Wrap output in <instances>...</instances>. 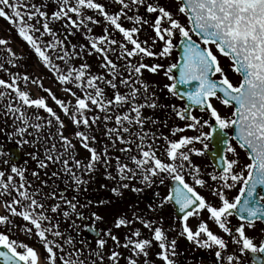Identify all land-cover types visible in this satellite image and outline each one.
Masks as SVG:
<instances>
[{"label": "snow or ice", "instance_id": "6c2138e0", "mask_svg": "<svg viewBox=\"0 0 264 264\" xmlns=\"http://www.w3.org/2000/svg\"><path fill=\"white\" fill-rule=\"evenodd\" d=\"M117 2L121 5L119 11L109 14L105 5L98 0H57L58 10L49 17L32 0H0V18H4L16 29L17 35L30 46L38 62L54 74L55 80L65 86V94L74 99V105H70L52 93L51 89H43L63 114L80 128L74 135L89 156L84 161L77 158L75 145L63 135L64 121L45 98H33L29 91L21 89L18 81L22 79L26 85L28 75L20 77L9 73L8 80L0 78V106L3 114L12 118L14 134L19 137L17 143L32 145L34 148L38 144L43 146L42 159L30 153L32 159L38 161V167L58 165V170L52 172L51 176L63 173L66 187L75 185V190L79 191L82 184L88 183L82 173L90 175L98 163L105 165L106 170L111 166L109 147L98 151L92 146L97 138L90 134V130L101 117H90L88 114L99 109L105 113V122L114 120V126L108 127L106 124L104 131L110 146L116 143L124 145L119 149L125 154L124 161L120 156L115 157L116 175L106 171L109 179L119 181L118 186L111 189L114 195H122L123 189L141 193L143 188L132 185L130 182L133 180L138 179L145 187H151L157 182L164 185L167 178L172 186L164 196L155 193L159 203L149 205L150 208L159 209L170 203L178 206L182 214L181 235L202 248L215 246L214 256L219 264H240L239 255L236 252L227 253L228 243L210 230L205 220L197 219L195 228L188 223L190 217L198 218L206 211L208 218L238 246L239 254L250 252L254 254L251 264H264V256L256 255L264 254V239L257 244L254 237L248 235V231L255 230L258 223L264 225V195H261L264 192V0H178L175 14L169 7L159 3V0ZM141 7L146 14L153 15L151 21L138 14ZM133 8L137 11L128 15ZM89 12H98L107 25L121 36L117 40L106 26L104 32L107 35L87 37L89 54L100 56L101 66L108 70L107 76L90 74V66L85 63L78 67L72 65L73 57L80 56L76 51L77 46L72 45V52H69L65 41L50 27V19H63L71 27H83L87 33H91L88 24L99 21ZM179 15L185 17L186 23H181L177 18ZM122 18L132 21L133 26L124 27ZM145 24L154 33L149 38L151 45L148 40H139V33ZM45 35L52 39L43 40ZM177 36L182 47L179 63L169 64L165 69L163 64L149 65L140 61L141 55L159 58L169 56L176 46ZM159 42H162L161 49L153 51L152 47ZM9 43V40L0 38V45L5 46L4 51L14 57L12 49L7 47ZM80 47L82 49L84 46ZM220 57L230 61L228 68L241 77L239 83L233 84L229 79ZM132 58H136L135 62ZM117 61H123V66ZM7 63L14 65V60L9 59ZM174 69H178V78L173 73ZM0 70L8 71L4 64H0ZM142 70L153 74L163 71L168 80L175 81L165 85L168 92L173 97L179 95L189 102L180 109L172 106L175 116L186 121L184 127L174 129L173 135L186 129L197 134L169 140L166 136L158 137L150 130H144L149 117L143 115L142 110L155 109L159 105L154 92L151 93L152 98H149V85L142 79ZM117 80L127 92L118 89ZM100 82L112 89L111 94L100 86ZM193 82L194 87L178 92L177 84L191 85ZM32 83L37 81L33 80ZM214 101L224 107H231L233 111L229 116L221 115ZM194 107L208 113L214 124L209 119L193 114ZM29 109L42 110L51 119L30 112ZM53 120L58 126L55 134L51 131ZM152 123L156 121L152 120ZM137 127L139 130L133 131ZM204 127L210 130L204 132ZM228 130H231V136ZM214 136L221 148L220 151H213L212 155L219 156L222 161L219 174L211 176L213 181L220 182L218 187L211 189L212 195L218 198V204L211 203L196 190V186L203 187L206 181L200 178L201 169L191 159L193 153L204 155L210 149L209 142ZM161 138L165 141V160L157 155L161 150L158 143ZM196 142L201 144V148L190 147ZM237 147L246 150L247 163L243 166L239 164ZM221 151L233 154L234 158L221 155ZM0 155L10 157L2 149ZM2 163L7 165L9 161L6 159ZM26 171V168L16 164H11L7 173L0 170V197H8L0 201V207L10 214L0 215V224L7 228L14 224L10 216L22 218L28 224L21 230L39 239L42 251L38 252L29 244L11 238L8 231H0V248L3 249L0 250V264H96L93 256L103 264V252L89 250L85 256L82 248L75 247L74 237L61 230L59 217L62 216L65 221L71 216L84 218L83 212L77 210L79 202L76 197L67 199L63 193L57 195L54 190L42 193L40 187H34L33 182L26 178ZM32 175L39 178L38 172L34 171ZM41 183L47 186V181L42 180ZM237 185H240L238 194L229 198L227 190ZM48 199L57 202L49 204ZM62 205L65 207L61 212ZM91 215L94 220L102 219L95 212ZM133 216L144 228L152 231V240L139 238L140 231L136 230L126 236L121 245L117 236L111 232L106 233L118 247L130 249L131 256L126 258L127 264H137L133 257L141 255L145 257L144 264H150L147 256L153 240L160 249L155 254L156 258L163 264H175L170 257L177 255L176 240L169 242L165 231L159 226L154 227L155 221L143 219L135 213ZM233 217L238 218L235 226L231 225ZM131 223L125 217H118L115 226L119 228ZM68 227L75 230L78 226L73 220ZM261 232L264 233V228ZM97 245L103 249L106 240L99 239ZM122 255L118 251H111L107 259L111 264H119Z\"/></svg>", "mask_w": 264, "mask_h": 264}, {"label": "flooded vegetation", "instance_id": "af4514ba", "mask_svg": "<svg viewBox=\"0 0 264 264\" xmlns=\"http://www.w3.org/2000/svg\"><path fill=\"white\" fill-rule=\"evenodd\" d=\"M47 1L48 0H32V3L41 6V9L46 11L47 9ZM51 6L55 5V7H50L48 14L51 15L52 12L58 10V4L57 0H49ZM128 2V0H126ZM102 4H113L114 9L112 13H116L119 11L121 5L117 2V0H101ZM159 3L167 6L170 8L171 11L175 14V11L172 9V5L169 2V0H159ZM137 10L133 8L132 11L128 12V15H133V12H136ZM96 20L99 21V23H89L88 26L91 28L90 35H107V33L104 32L105 27H109L111 35L115 37L117 40L121 39L120 34L117 33V31L114 28H111L110 25H107V22H105L102 18V16L99 13L95 12H89ZM138 14L142 15L144 19L151 21L153 19V15L146 14L144 12L143 7H141L138 10ZM75 15L73 19H75ZM177 18L181 21V23H186L184 16H177ZM43 20V18H41ZM126 20L125 18H122V21ZM77 30V29H76ZM57 33V31H56ZM101 33V34H100ZM154 35L153 30L149 25L145 24L142 27L141 32L139 33V40L144 41L148 40V44L151 45V39ZM47 36V35H45ZM43 36V37H45ZM52 39V38H51ZM179 37L177 36L175 38L176 46L173 48L171 54L164 58L159 57H145L143 55L140 56V61L145 64H153V63H159L165 65V69L167 65L172 63H179L180 62V55L182 53V47L179 44ZM47 41V39H43ZM50 40V39H48ZM79 43V40L77 39V33L72 32V38L69 41L70 48L68 49L69 52H72V45H77ZM65 44L67 46V43L65 41ZM76 47V51L80 53V50ZM162 47V42L157 43L155 46L152 47L153 51H159ZM88 61L87 64L90 66L88 71L92 68L93 63L96 62L97 57L95 54H88L87 56ZM76 59L74 56L72 59V65L77 66L73 61ZM135 62L136 58H132ZM113 60H116L114 58ZM221 64L225 67V70L227 72V75L229 79L232 81L233 84L239 83L241 77L231 71L228 68V65L230 64V61L227 58L220 57ZM121 66H123V61H117ZM94 66V65H93ZM143 76L142 79L145 83L149 85V98L151 99V93H155V99L158 103V107L155 109L152 108H144L142 110L143 115L149 117L148 122L144 124V130L145 131H151L152 133H155L158 137H168L169 140H175L178 139L182 135H195L193 130L186 129L183 132H176L175 135H173L174 129L180 127H184L186 121H183L175 116L174 112L172 111V106H175L177 109L186 107L189 102L186 98L182 99L178 96L173 97L165 87V85L169 83H173L175 81L168 80L164 75L163 71L159 72L158 74H153L147 70H142ZM173 73L178 78L179 72L178 69H174ZM103 75H108V70L105 68ZM94 75V74H93ZM111 79V77H108ZM195 86V82L191 85H179L177 84V90L178 92L182 93L184 91L189 90L190 88ZM102 87L105 89V91L108 94H111L112 89L109 88L104 83L102 84ZM117 87L121 92H127V89L119 84V80L117 83ZM142 102V101H141ZM215 106L220 110L221 115L229 116L230 113L233 111L231 107H224L222 106L218 101H214ZM30 111V109H29ZM36 109L33 110L35 112ZM193 114L203 117L204 119H209L210 122L214 124L213 118H211L208 113L193 108ZM41 115V114H40ZM105 115V113H104ZM111 115V113H109ZM152 120H155L156 123L153 124ZM113 127L114 126V120L105 122L102 128V136L103 138L106 137L104 135L105 126ZM14 124L12 122L11 116H6L3 114L2 106H0V149L3 150L5 153H9L10 157L8 155H0V170H4L6 173L10 170L11 164H16L19 167H24L27 169L25 172V176L28 180L33 182L34 187H40L42 189V193H48L51 190L56 191L57 195L63 193V195H66V190H64L61 186V184H52L47 182V186L42 185L41 181H47V175L46 173L48 170L50 172H53L56 168L58 170V165H52L49 164L47 168H39L38 167V161L32 159V156L30 153H35L38 157V159H42L44 156V147L41 145H36L34 148L32 145L23 144L20 145L17 143L19 140V137L14 134ZM139 130L138 127L133 129V131ZM210 129L208 127H204L203 131L208 132ZM47 131V130H46ZM53 131V129H51ZM229 131V136L232 135L231 130ZM99 135V134H98ZM127 135V134H125ZM98 137V136H97ZM108 139V138H107ZM58 140V138H57ZM159 145L161 146V150L157 152V155L162 160L166 159V155L163 152V146H165V141L161 138L158 141ZM210 149L205 152L204 155H196L193 153L191 155L192 161L198 165L201 169L200 178L204 179L206 181V184L201 186H196V190L204 195L208 201H210L213 204H218V198L212 195L211 189H214L218 187L219 181H213L211 179L212 175H218L221 169L222 161L220 160L219 156H216L218 159L217 165H215L211 159V155L213 151H220L221 146L217 143L216 138L214 136L213 140L210 142ZM124 145H121L120 143H116L114 146H110V141L107 142V147H109V155L111 156V166L105 169V165L103 164H97L95 168H99L103 170L105 173H110V170L112 169V160H115V156H120L122 162L125 159V154L121 153L119 149L123 147ZM190 147L195 148H201V144L196 142L194 145ZM133 148L135 146L133 145ZM75 150H77L75 146ZM237 152L239 153L238 159L240 166H243V164L247 163V155L246 150L240 149L237 147ZM221 155H226L228 158H234L233 154L226 153L221 151ZM115 155V156H113ZM12 157H18L17 160H13ZM8 160L9 163L7 165L3 164V160ZM55 166V167H54ZM239 170V168L237 169ZM38 172L39 178L34 177L32 175V172ZM190 179V178H189ZM127 182V181H125ZM119 182L116 180H110L108 178V183L104 185L103 188V195L97 196L95 194H78V193H71L70 197L72 199L73 196L76 197V200L79 202L77 205V210L80 212H83L84 218L78 219L75 216H71L67 221L63 219V217H59L60 219V227L61 230H64L66 232V235H72L74 237V245L76 248H82L84 255L87 256L89 253V250L95 252V251H101L105 255V260L103 261V264H110V261L107 259L108 254L110 253V243L109 238L110 236L107 235V232H111L112 223H115L116 219L118 217H125L132 221V223L128 226H122L119 227V230L122 234V240L125 242V237L128 235H131L132 232L139 230L140 231V237L139 238H146L152 240L153 233L149 229H146L143 227V225L140 223L139 220H136L133 216V213H135L137 216H140L143 219L155 221V226L161 227L166 234L167 240L170 242L173 239L176 240V256L170 257L175 261V264H219V262L216 260L214 256V252L216 250L215 246L211 248H202L195 244L193 241H188L184 235H181L182 228H181V216L182 214L179 212L178 206H175L174 204H167L163 208L156 209L155 207L150 208L149 205H157L159 203V197L155 196V193H160V196H164L169 191V188L172 186L169 181L166 178V182L164 185H160L158 182L151 187H145L143 184L139 182V180H133L130 183L136 187L143 188V191L141 193H135L132 192L130 189H123L122 195H115V197H119L117 203H118V211H115V215H111V204H113V200L111 199V193L110 190L112 188V185L118 184ZM112 184V185H111ZM92 188H98L101 187L100 184H92L89 185ZM240 185H237L235 188L227 190V194L229 198L234 197L236 194H238V188ZM3 199H8V197H0V201ZM99 201H104V203H99ZM57 201L53 199H48L49 204L56 203ZM64 205L61 207V212L64 209ZM3 208V207H2ZM1 215H5L7 213V210L5 208L1 209ZM95 212L98 215L102 217L101 220H94L92 217V213ZM14 221V224L8 226L7 228L5 225L0 224V231H8L10 234V237L13 239H17L18 241H23L30 246L34 247L38 252L42 251L41 248V242L39 239H37L35 236H29L26 235L21 229L23 226L27 225L28 222H25L20 217H11ZM197 219H203L205 220L210 230H212L215 234L220 235L222 238L225 239V241L228 243V249L227 253L232 254L233 252H236L237 255L240 257V264H251V257L254 255L250 252H246L244 254L238 253V246L235 245L228 234L223 233L222 230L218 228V226L214 223V221L210 220L208 218L207 212H202L200 217H190L188 223L193 228L197 225ZM236 217L231 218V225L235 226L237 224ZM75 220L76 225L78 226L75 230L70 229L68 227L69 224L72 223V221ZM112 222V223H111ZM19 225L20 227H17ZM264 228V225L257 224V227L255 230L248 231V235L253 236L256 243L258 244L260 240L264 239V233L261 232V229ZM234 234V233H233ZM204 238V237H202ZM99 239L106 240V245L103 249L98 248L97 241ZM133 239H137V237H133ZM0 250H3L0 248ZM160 251L158 248L157 243L153 240V243L151 247L148 248V256L147 260L150 262V264H163V262L156 258V253ZM260 256H264V254H256ZM93 259L96 260V264H101L99 259L95 256H93ZM137 264H144L145 257L143 255L136 257Z\"/></svg>", "mask_w": 264, "mask_h": 264}, {"label": "rangeland", "instance_id": "374dc122", "mask_svg": "<svg viewBox=\"0 0 264 264\" xmlns=\"http://www.w3.org/2000/svg\"><path fill=\"white\" fill-rule=\"evenodd\" d=\"M98 2L101 3V0H98ZM169 2L172 5V9L176 12V5L178 4V0H169ZM104 5H105L106 10L109 12V14H114V13H112V11L114 9L113 4L106 3ZM95 13H98V12H95ZM121 23L124 27L133 26V22L129 21L127 19L124 21H122V19H121ZM10 28H11V31L9 30ZM86 31H87V29H86ZM86 34H87L86 36H90V33H86ZM0 38H5V39L9 40L10 43L7 45V47H10L12 49V52L14 53V57H13L11 54L4 51L5 46L0 45V64H4V67L6 69H8L7 72L0 70V78L8 80L9 79V73L17 74L20 77H23L25 74H27L29 77V80H28L26 85L22 79L20 81H18V84L20 85L21 89L25 90V91H29L33 98L43 97L47 100V103L49 104V106L53 107V109L57 112L58 115H60L61 119L64 121L65 127L63 129V135L67 136L72 142H75L78 145V147H80V148H78L80 151V153H78V155H81L80 157H81L82 161L86 160L89 156V153L86 149H84L80 145L78 138L75 137V135H74V133L76 131L80 130V128H78L76 125H74L71 122L70 117L65 116L63 114L61 109L51 100V98H49L48 93L43 90L44 88L51 89L52 93H55L57 95V97L65 99L70 105H74V103H75L74 99H72L71 97H68L63 90L65 86L60 85L55 80L54 74L52 72H50L47 68H45L40 62H38L37 57L34 55L30 46L17 35L16 29L14 27H12L8 23V21H6L4 18H0ZM60 38L64 41H66L67 48L69 49L70 48L69 41L71 39V35L62 34L60 36ZM42 39H44V38L42 37ZM81 41L82 42L79 41V43H77V45H78L77 48L80 50V56L76 57V59L73 61L75 64H77V67L81 63L87 64V61H88L87 56H88L89 51H90V49L88 47L89 40L85 42L82 39ZM81 45L84 46L82 49L80 47ZM93 54H95V53H93ZM95 56L97 57L96 62L93 63L94 66L92 65V68L90 69L89 72L92 75L93 74L94 75H102L105 68L101 66L102 61H101L100 56L97 54H95ZM114 58H116V57L112 56V59H114ZM9 59L14 60V65L7 63V61ZM33 80H36L37 83H35V84L32 83ZM41 82H42L43 87H41ZM100 83H102V82H100ZM116 83H118V80L116 81ZM33 110L34 109H30V112H33ZM35 113H37L39 115L41 114L42 116H45L46 118L51 119V117H48L47 114L44 113L42 110L36 109ZM88 115L90 117L92 115H98L99 117H101V119L98 120L96 122V124H94L92 126V129L90 130V134L95 135L97 138L96 142H93L92 146L96 147L97 150L99 151L103 147H107V142L109 141L107 139V137L103 138V136H102V128L103 127H101L102 125H100L101 123H103L102 117L104 115V112L100 111L99 109H95L92 113H89ZM54 125L56 127L54 132H56L58 126L56 125L55 120H53V126L52 127H54ZM71 136H72V138H71ZM113 156H115V155H113ZM1 209H3V208L0 207V210ZM0 215H1V211H0ZM115 229H116L115 224L112 223L111 234L117 236L119 238L120 244L122 245L124 243V240H122V236L119 235L120 230L116 229L117 232H115ZM25 243H26V241H25ZM109 243H110V252L111 251H118V252L123 254L120 261H119V264H127L126 258L131 256L130 249L118 247L116 245V243L111 239V237L109 238ZM133 258L136 259V257H133ZM110 264H111V262H110Z\"/></svg>", "mask_w": 264, "mask_h": 264}, {"label": "trees", "instance_id": "16d2710c", "mask_svg": "<svg viewBox=\"0 0 264 264\" xmlns=\"http://www.w3.org/2000/svg\"><path fill=\"white\" fill-rule=\"evenodd\" d=\"M50 27L53 29L54 32L57 31L58 32H66V31H69V30H72V27L70 25H68L67 21L61 19V20H55L53 22H50ZM60 37V35H58ZM45 39H51V37H48V38H45ZM103 118V117H102ZM102 124V123H101ZM55 133V132H54ZM80 148V147H78ZM77 148V150H75V153H76V156L78 159H81V155H77V153H80L79 149ZM115 163L116 161L115 160H112V169L110 170V173L115 176L116 175V170H115ZM97 166V165H96ZM99 166V164H98ZM55 167V166H54ZM57 169V168H56ZM54 170V171H57V170ZM53 171V172H54ZM51 173L49 170L47 172V182L48 183H52V184H61L62 188L64 190H66V195L65 197L67 199H71L70 197V194L71 193H78V194H95L97 196H101L103 195V188L102 187H98V188H92L90 187L89 185H92V184H100L101 185H106V183H108V177L106 175V173L99 169V168H95V170L89 175L87 173H82L83 175V178L85 180L88 181V183L86 184H82L80 186V189L79 191H76L75 190V185H72V187H66V184H65V176L63 173H61L59 176H56V177H53L51 176ZM111 181L112 180H116L118 181V179H110ZM119 182V181H118ZM119 184V183H118ZM118 184H115V185H112V188L113 187H117ZM111 188V189H112ZM110 193H111V199L113 200V204H111V215H112V218H113V215H115V211L117 212L118 211V199H120L119 197H115V195L112 193V191L110 190ZM67 247V246H66Z\"/></svg>", "mask_w": 264, "mask_h": 264}, {"label": "water", "instance_id": "95a60500", "mask_svg": "<svg viewBox=\"0 0 264 264\" xmlns=\"http://www.w3.org/2000/svg\"><path fill=\"white\" fill-rule=\"evenodd\" d=\"M17 159H18V157H14L13 160H17ZM212 160L214 161L215 164H217V158L212 156ZM261 195H264V192H261Z\"/></svg>", "mask_w": 264, "mask_h": 264}]
</instances>
